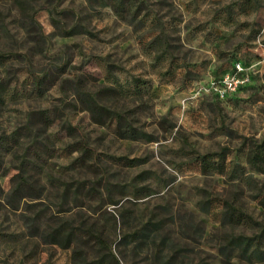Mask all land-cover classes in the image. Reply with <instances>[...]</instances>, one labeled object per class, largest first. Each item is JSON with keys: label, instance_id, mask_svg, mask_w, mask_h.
<instances>
[{"label": "rangeland", "instance_id": "1", "mask_svg": "<svg viewBox=\"0 0 264 264\" xmlns=\"http://www.w3.org/2000/svg\"><path fill=\"white\" fill-rule=\"evenodd\" d=\"M133 1L137 17L120 16L111 0H0V52L10 53L0 59V135L18 134L0 150V264L90 260L94 251L78 240L44 239L58 224L95 226L120 264H264V209L254 197L264 173L246 159V139L264 137V0ZM236 61L249 80L220 98L212 82ZM28 70L58 81L39 94ZM77 76L153 140L94 122L73 94ZM110 84L121 96L104 91ZM221 147L249 183L192 160L193 150ZM22 164L32 188L10 198ZM65 183L73 189L63 195ZM222 199L256 222H229ZM145 223L144 241L122 239ZM234 235L260 238L250 258L229 245Z\"/></svg>", "mask_w": 264, "mask_h": 264}, {"label": "trees", "instance_id": "2", "mask_svg": "<svg viewBox=\"0 0 264 264\" xmlns=\"http://www.w3.org/2000/svg\"><path fill=\"white\" fill-rule=\"evenodd\" d=\"M113 10L120 16H125L126 13H130L132 17H137L140 14L139 6L133 0H111ZM244 9V8H242ZM10 53L0 52V59L7 57ZM62 70V65L59 68ZM29 76L31 78L30 85L31 89L37 91L39 94L43 93L50 86L58 81V76L55 73L49 75V73L44 72L41 74H36L35 72L28 70ZM67 80V79H65ZM84 76H77L75 79H71V87L73 89V94L76 101L85 109L90 112L91 119L99 125L113 127V133L119 138L125 139H139L143 138L146 141H152L153 136L143 130L137 129L132 126L127 117L120 110L111 108L107 104L103 103L98 97V92H91L85 87ZM134 91L137 100H141L143 95L141 92V84L144 81L136 78L134 79ZM6 84L0 83V101H4L3 92L5 91ZM104 91L114 93L115 95L121 96V89L117 86L110 84ZM48 117V116H46ZM44 116V112H40V119L45 121L46 124H50L49 120ZM49 119V118H48ZM160 123V121L158 122ZM18 134H1L0 135V150L10 151L12 145L17 144ZM249 141L247 144V162L248 164L259 172L264 173V137L260 141ZM35 146V145H34ZM192 160L198 162L202 170L204 171H214L216 173L227 174L229 178H240L244 182H250L249 176H243L239 171V166L237 163H232L231 165L226 163V154L228 152L227 147H221L217 151L200 153L198 151H192ZM34 155L40 157L41 152L34 147ZM133 161V160H131ZM2 160L0 158V167ZM25 171V165L19 167V171L15 172L11 177L12 187L10 192V198H21L26 195V191L32 188L31 182L23 174ZM79 185V184H78ZM64 194L72 191V186L68 183L64 185ZM72 188V189H71ZM76 188L79 189L77 186ZM91 189V187L89 188ZM96 190L95 188H92ZM68 190V191H67ZM76 191V190H75ZM74 192V191H73ZM254 197L258 199L259 204L264 209V193L259 190ZM224 204L223 216L231 223H254L256 222L251 215L246 213L237 204L229 201L227 199H222ZM200 207L205 208L208 204L206 200L204 202H199ZM151 227L145 223L140 228H135L130 233H125L122 239L136 240L137 244L140 241L148 238L150 235ZM44 239L51 243H56L62 247H67L72 241L78 240L80 243L89 246L93 251V255L90 260L84 264H120L117 255L113 252L111 244L108 242L107 238L102 235V232L95 226H72L58 224L55 227H49L46 232H44ZM260 238L253 235H234L228 240L230 246H235L241 249V254L250 258L251 253L254 252V248H258ZM136 244V245H137ZM226 248V246H224ZM251 249V250H250ZM165 264H171V259L167 258L163 261Z\"/></svg>", "mask_w": 264, "mask_h": 264}, {"label": "built area", "instance_id": "3", "mask_svg": "<svg viewBox=\"0 0 264 264\" xmlns=\"http://www.w3.org/2000/svg\"><path fill=\"white\" fill-rule=\"evenodd\" d=\"M248 80L249 76L245 72L244 65L240 61H236L232 71L226 72L218 80L212 82V88L220 98H225L227 94L237 91Z\"/></svg>", "mask_w": 264, "mask_h": 264}]
</instances>
